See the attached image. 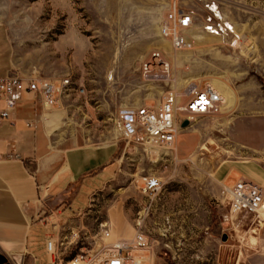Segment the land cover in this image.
Returning a JSON list of instances; mask_svg holds the SVG:
<instances>
[{
  "label": "rangeland",
  "instance_id": "1",
  "mask_svg": "<svg viewBox=\"0 0 264 264\" xmlns=\"http://www.w3.org/2000/svg\"><path fill=\"white\" fill-rule=\"evenodd\" d=\"M173 1L193 15L191 45L183 51L160 34ZM154 48L171 61L168 84L141 79L139 61ZM5 70L55 82L69 77L52 109L55 137L116 144L114 183L88 200L84 190L68 210L82 208L89 235L101 222L114 236L140 228L153 243V264H264V215L226 220L222 193V171L236 161L264 165V147L237 138L240 122L264 117V0H0V73ZM200 79L219 89L224 106L180 128L176 151L150 145L142 133L137 141L123 135L121 106L153 102L170 84L183 91ZM144 174L163 180L155 195L139 190Z\"/></svg>",
  "mask_w": 264,
  "mask_h": 264
},
{
  "label": "crops",
  "instance_id": "2",
  "mask_svg": "<svg viewBox=\"0 0 264 264\" xmlns=\"http://www.w3.org/2000/svg\"><path fill=\"white\" fill-rule=\"evenodd\" d=\"M57 117L53 110L42 107L35 92L24 88L11 119L0 122V153L20 155L0 159V251L13 264H50L47 238L61 240L66 251L72 246L67 242L70 230L90 231L82 208L68 210L78 197L83 198L84 190L89 191L88 200L93 190L114 183L117 173L114 141L67 144L53 132ZM237 133L240 141L264 147L259 142L264 135V117L240 122ZM242 176L264 186V165L243 160L222 171L223 183H233ZM74 184L75 192L64 202Z\"/></svg>",
  "mask_w": 264,
  "mask_h": 264
},
{
  "label": "built area",
  "instance_id": "3",
  "mask_svg": "<svg viewBox=\"0 0 264 264\" xmlns=\"http://www.w3.org/2000/svg\"><path fill=\"white\" fill-rule=\"evenodd\" d=\"M192 22V13L176 8L173 1L169 16L160 27V34L169 39L174 50H186L191 45L188 30ZM138 67L141 79L146 82L168 84L172 81V64L166 51L161 48L147 52L140 59ZM70 84L69 77L55 82L50 78L14 72L0 75V100L3 101L0 122L11 119L24 88L35 92L42 107L50 111L60 105L61 97ZM184 87L182 93L170 84L161 90L159 98L153 102L121 106L117 115L123 135L128 140L137 141L138 134L142 133L145 142L150 145L174 150L179 129L185 127L181 125L183 119H187L189 125L198 116H213L222 110V93L210 81L193 80ZM12 158H20V155L14 152L0 153V159ZM163 184L160 176L144 174L140 176L138 188L152 196ZM222 193L228 197L229 203L226 220L239 213L264 215V186L253 179L242 176L233 183H222ZM99 227L94 235H89L85 229L70 230L67 242L72 246L66 251L61 248V240L47 238L46 252L50 264H153V260L148 259L153 255V243L145 231L137 228L130 236H114L106 223L101 222ZM137 251L144 253L138 254Z\"/></svg>",
  "mask_w": 264,
  "mask_h": 264
},
{
  "label": "water",
  "instance_id": "4",
  "mask_svg": "<svg viewBox=\"0 0 264 264\" xmlns=\"http://www.w3.org/2000/svg\"><path fill=\"white\" fill-rule=\"evenodd\" d=\"M187 124H188V120L183 119L181 125L186 126ZM0 264H13V263L4 253L0 251Z\"/></svg>",
  "mask_w": 264,
  "mask_h": 264
},
{
  "label": "bare ground",
  "instance_id": "5",
  "mask_svg": "<svg viewBox=\"0 0 264 264\" xmlns=\"http://www.w3.org/2000/svg\"><path fill=\"white\" fill-rule=\"evenodd\" d=\"M211 83H212V82H211ZM212 84H213V83H212ZM184 88H185V87H184ZM216 89L219 90L217 87H216ZM181 90H182V89H181ZM181 90H180V92H182V93L185 91V89H183V91H181ZM222 96H223V94H222ZM223 99H224V96H223ZM224 102H225V99H224ZM176 150H177V147L174 148V151H176ZM148 259L151 260L152 257L149 256Z\"/></svg>",
  "mask_w": 264,
  "mask_h": 264
},
{
  "label": "trees",
  "instance_id": "6",
  "mask_svg": "<svg viewBox=\"0 0 264 264\" xmlns=\"http://www.w3.org/2000/svg\"><path fill=\"white\" fill-rule=\"evenodd\" d=\"M75 190H76V188L74 189V191H73V192H75Z\"/></svg>",
  "mask_w": 264,
  "mask_h": 264
}]
</instances>
